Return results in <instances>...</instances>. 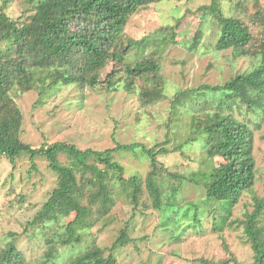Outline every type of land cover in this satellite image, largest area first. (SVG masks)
I'll use <instances>...</instances> for the list:
<instances>
[{"label":"trees","instance_id":"1","mask_svg":"<svg viewBox=\"0 0 264 264\" xmlns=\"http://www.w3.org/2000/svg\"><path fill=\"white\" fill-rule=\"evenodd\" d=\"M161 1L25 0L33 7L31 15L14 20L4 11L12 0H1L0 157H5L14 169L24 155L33 163L45 157L58 179L57 187L28 224L46 236L43 264H120L114 251L132 241L129 228L111 248H101L93 241L88 250L63 263L57 262V254L61 246L81 243L83 232L95 228L121 199H126L135 212H157L161 230L156 233L162 232L170 246L183 243L188 235L195 231L199 234L201 229L203 236L204 228L219 235L225 245L224 233L236 229L238 223L233 218L235 208L255 188L254 127L264 123V37L257 41L258 46L262 43V57L250 71L222 85H202L176 93L170 123L182 122L190 132H176L174 140L153 148L140 143L118 144L105 151L82 150L68 143L37 149L22 140L24 116L15 101V92L38 90L37 103L44 104L63 87L75 86L81 92L95 89L110 63L112 71L101 85L110 91L138 93L147 106L162 101L166 96L163 53L176 43L175 28L142 40L125 35L133 15ZM238 9L235 7L232 15L225 16L214 1L200 11L216 15L215 51L233 50L235 58H242L251 56L249 51L256 41L245 25L232 17ZM194 39L200 43V31ZM139 82L143 84L140 89ZM193 143L201 145L206 153L197 170L184 174L159 163L160 155H184L185 148ZM138 150L151 164L145 179L139 175L126 177V167L116 160L120 153L136 154ZM62 155L68 164L60 161ZM185 182L199 185L204 198L195 202L181 199ZM246 217L242 223L254 253L251 264H264V199L255 197L254 210ZM229 261L202 258L193 262L230 264ZM0 264L31 263L11 243L0 255ZM154 264H162L161 259Z\"/></svg>","mask_w":264,"mask_h":264},{"label":"rangeland","instance_id":"2","mask_svg":"<svg viewBox=\"0 0 264 264\" xmlns=\"http://www.w3.org/2000/svg\"><path fill=\"white\" fill-rule=\"evenodd\" d=\"M214 1L219 3L225 16L232 15L239 6L232 17L238 18L249 30L253 42L256 41L249 51L251 56L235 58L233 50L215 51L218 39L216 15L200 11L201 7H209ZM2 7L0 0V12ZM4 11L16 20L31 15L33 7L25 0H12ZM169 28H175L176 43L170 44L163 53L166 96L162 101L147 106L140 101L138 93L125 89L110 91L105 84L101 85L112 71L110 63L95 89L81 92L75 86L63 87L44 104L37 103L38 90L22 94L15 92V101L24 116L22 140L37 149L68 143L82 150L105 151L118 144L133 143L153 148L174 140L176 132H190L182 122L178 125L170 123L172 100L181 90L222 85L231 77L257 66V58L262 57V43L258 46L257 41L261 42L264 37V0H163L133 15L125 35L128 39L142 40ZM197 31H200V43L194 39ZM137 84L139 89L143 86L140 82ZM183 116L189 121L185 112ZM254 131L256 185L235 208L233 218L238 223L236 229L224 233L225 245L219 235L204 228L203 236L201 229L199 234L195 231L188 235L183 243L170 246L162 232L156 233L161 230L157 212H135L126 199H121L95 228L83 232L81 243L59 247L57 262L79 256L91 247L93 241L101 248H111L124 229L129 228L132 241L114 251L120 264H154L157 259H161L162 264H202L193 262L202 258L251 264L254 253L242 221L246 220L247 213L253 212L255 197L264 199V123L257 129L254 127ZM202 149L201 145L193 143L185 148L184 155L172 152L167 156L160 155L158 161L168 170L187 174L197 170L201 158L206 157ZM116 160L126 167V177L139 175L145 179L151 170L150 160L141 150L136 154L120 153ZM60 161L68 164L65 155L60 156ZM35 163L36 168L33 167ZM57 183V175L45 157H39L33 163L24 155L15 169L5 157H0V255L14 243L31 264H43L46 236L28 224L47 202ZM182 188L180 198L185 201L204 198V191L197 184L185 182Z\"/></svg>","mask_w":264,"mask_h":264}]
</instances>
